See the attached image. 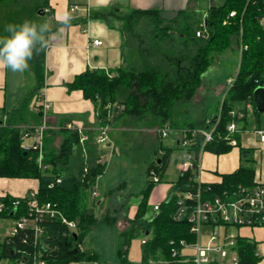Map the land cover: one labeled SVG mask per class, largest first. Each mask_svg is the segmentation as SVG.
Returning a JSON list of instances; mask_svg holds the SVG:
<instances>
[{"label": "trees", "instance_id": "obj_1", "mask_svg": "<svg viewBox=\"0 0 264 264\" xmlns=\"http://www.w3.org/2000/svg\"><path fill=\"white\" fill-rule=\"evenodd\" d=\"M41 7L37 6L38 14L43 13ZM109 11L115 19L124 23L120 24V30L127 49L128 55L125 56L128 58L129 68H120L114 74L100 70L86 71L68 84V90H80L83 97L92 102L97 121L101 124L115 122L124 116L142 118L150 114L159 118L164 125L170 123L173 108L193 99L217 55L231 51L237 58V70L232 85L229 88L226 86L225 95L214 115L176 128L182 131L181 136L189 138L201 136L199 133L193 135L195 131L211 130L214 127L213 140L205 150L216 155L229 152L231 147L223 138L227 125L236 121L237 113L242 112L245 129L246 103H250L255 115H258L253 91L264 86V30L260 25V20L264 17V0H225L219 6H211L202 19H198L195 12L186 11H179L170 19H165L157 10H133L126 13L114 9ZM101 16L104 18L107 15ZM197 31L206 33L207 37H196ZM30 61L40 88L44 78L43 53L36 52ZM213 118L218 119L213 122ZM233 136L236 146H239L240 133ZM73 141L77 143L78 138L70 136L63 142L60 154H51L49 159L44 157L48 169L41 172L35 163L36 153L22 149L19 128H0V179L37 181L38 185L34 190L36 199L40 203L55 204L66 220L75 224L73 230L57 220H47L42 224V234L36 249L48 264H87L98 260L96 253L85 252L80 247L86 235L97 224L96 217L87 208V193L83 191L87 183L80 184L68 168L67 171H62L65 169L63 163L66 156L74 146ZM191 141V150L196 158L199 138ZM45 143L44 140V151ZM162 151L161 157L147 167V176L151 169H155L161 179L167 166L169 149ZM251 154L250 150L240 149V157L244 161L250 162ZM95 172L91 173L96 174ZM190 175L178 177L170 192L182 190ZM57 179L60 182L57 183ZM94 180L91 178L89 187ZM256 185L264 184L255 181L253 168L242 165L234 172L222 175L219 183H202L203 187H210L213 195L238 186ZM153 187L148 180L134 214L137 221L132 230L142 229V239H145L141 243V264H149L151 261L175 263L170 253V242L176 245L180 240L192 242L194 235L190 233L188 223L173 220L172 214L176 208L173 198L161 202L157 212L152 211L150 219H143L148 212L147 197ZM15 200H20V206L12 218L26 213L25 194L14 196L6 191L0 193V204L4 205L0 218L11 217L9 213ZM132 236V232L121 235V242L116 250L119 264L129 263L126 247ZM11 240L9 243L3 240L0 244V259L14 264L15 255L12 251L15 248L31 250L30 253L35 250L31 230L22 231ZM232 250L238 257V264H256L259 261L255 254L256 244L248 238L238 235Z\"/></svg>", "mask_w": 264, "mask_h": 264}, {"label": "crops", "instance_id": "obj_2", "mask_svg": "<svg viewBox=\"0 0 264 264\" xmlns=\"http://www.w3.org/2000/svg\"><path fill=\"white\" fill-rule=\"evenodd\" d=\"M224 1L77 0L76 4L79 8L77 11L71 12L69 11L71 0H43L41 10L49 9L52 14L51 18L46 17L43 13L38 14L46 17L49 26V31L46 34L48 45L40 50L43 53V84L38 88L31 61L28 70L23 73H13L0 68V123L13 119L22 122L26 117L27 124L21 123L19 127L17 126L22 130L26 126L44 123L46 126L45 148L50 136H59L58 141L62 142L60 145L62 146L63 142L68 139L65 136L71 134V131L66 129L67 124L83 128V132H92L88 135L93 137L94 141L98 124L95 106L83 97L80 90H68L67 86L77 75L86 71L100 70L114 74L123 67L127 58L125 56V41L120 30V22L110 15L109 10L114 9L118 12L157 10L161 12L162 16L166 14L168 19L174 17L179 11L197 13L202 10L200 18L202 19L211 6H219ZM65 13L71 16L70 21L66 24L61 23V17ZM101 14L107 16L103 18ZM260 25L264 30V17L261 18ZM93 40L101 41L102 45L93 46L91 43ZM236 70V65H232L230 68L232 75L227 80L234 76ZM201 86L188 103L194 102L196 98H200V102L197 104L203 101L199 92ZM39 91L43 93V99L49 104V109L44 116L34 110ZM246 110V124L245 129L240 133L239 146L230 149V151L237 149L233 157L229 154L230 151L226 153V157H224L225 154L216 155L212 152L201 154L198 174L201 182L205 184L219 183L222 175L230 174L238 169L241 161L240 149L243 148L251 152L254 150L255 181L264 184V142L260 141V135L256 133L264 131V125L260 124L259 117L256 115L253 125L249 127L247 123L248 110L251 113H254V110L253 107ZM256 118H258V123ZM119 120L110 124H115ZM181 132H177L174 138L175 143ZM78 143L72 147L74 150L82 145V143L80 145ZM68 156L63 163V168H68L73 172V162ZM175 182H171V188ZM37 185L35 180L0 179V193L7 191L14 196H21L30 190H35ZM132 203L135 204L136 211L139 199L130 204ZM156 204L159 203H154L153 206ZM236 233L255 242V254L260 261L259 264H264V227L240 228Z\"/></svg>", "mask_w": 264, "mask_h": 264}, {"label": "rangeland", "instance_id": "obj_3", "mask_svg": "<svg viewBox=\"0 0 264 264\" xmlns=\"http://www.w3.org/2000/svg\"><path fill=\"white\" fill-rule=\"evenodd\" d=\"M42 1L0 0V36L7 35L4 32V27L9 23L20 24L25 20H29L37 24H48L46 17L39 16L38 11H36L37 6L41 5ZM202 12V10H199L196 13L198 19L201 18ZM164 18L168 19L169 17L164 14ZM119 24L124 23L120 22ZM125 54L128 55L127 49ZM236 62L237 58L231 51L217 55L213 65L205 73L201 89L199 90L203 101L197 104L200 102V98H196L194 102L180 104L173 108L169 119L170 123H166L172 127L163 125L159 118H154L150 114L142 118L124 116L115 124H101L97 121L96 134L101 127L106 126L108 129V140L105 143L96 145L93 137L88 135L89 133L92 134V132L84 131L86 140L82 145L77 142L80 146L75 148V150L71 148L68 157L73 162L74 167L73 172L70 170V173L74 175L80 184L83 182L87 183V187H83V191L87 193V208L97 219L96 226L86 235L80 246L83 251L94 252L98 255L96 262L87 264H119L116 250L121 242V235L131 232L133 236L126 247L127 261L129 262L128 264H141L142 229L132 230L136 226L135 222L137 219H134L135 204L130 203L142 198L141 192L149 180L146 169L150 163L161 157L163 149H169L167 166L161 175L160 183L154 185L147 197L148 212L143 216V219H150L153 204L160 203L167 197L172 189L170 186L171 182H175L178 179V167L182 162L183 156V151L176 146L174 140L178 132L176 128L214 115L218 104L221 103L225 95L227 78L232 75L230 68L232 65H236ZM128 64L129 61L126 58L122 69L127 70L129 68ZM118 99L120 100V98ZM255 116L254 113L248 110L247 123L249 127L253 125ZM257 116L260 124L264 125V112H259ZM25 119L26 117L22 122H19L20 120L18 119L5 120L0 123V128L6 126L19 127L21 123L27 124L28 119ZM162 127L167 134L163 138L160 135ZM19 130L22 132V128ZM70 136L79 138L81 135L71 131V134L65 136V138H70ZM58 137L50 136L48 138L47 151H44L45 158L49 159V156L54 153L60 154L62 142L58 141ZM77 143L73 141L74 146ZM236 150L232 149L229 154L233 157ZM203 152L207 154L211 151L204 150ZM226 156L227 154L225 153L224 157ZM253 156L254 150L249 155L250 162L241 158L239 164L254 169ZM98 160L101 163H97ZM60 165L58 166L59 168ZM85 169L86 171H84ZM62 171L67 170L63 169ZM91 172H95L98 176ZM91 178L95 180L93 185L89 187ZM93 192H97L98 195L93 196ZM11 221L9 218H0V244L11 227ZM206 231L207 233L203 229L201 235L202 246L206 245L210 236V230L207 229ZM224 231L225 229L221 227L220 233L223 234ZM228 231L230 233L237 232L234 228ZM159 262L163 261H151L149 264H160ZM259 262L257 261L256 264H259ZM8 263L7 260L0 259V264Z\"/></svg>", "mask_w": 264, "mask_h": 264}, {"label": "built area", "instance_id": "obj_4", "mask_svg": "<svg viewBox=\"0 0 264 264\" xmlns=\"http://www.w3.org/2000/svg\"><path fill=\"white\" fill-rule=\"evenodd\" d=\"M76 1L71 0L69 11L75 12L78 10L79 6L76 4ZM43 14L48 18L52 17L49 9H44ZM232 15L233 13L230 14V16ZM195 35L196 37H207L206 33L200 31H197ZM91 43L93 46L102 45V42L99 40H93ZM233 80V76L227 80V88L232 85ZM251 107L250 103L245 104L246 109ZM48 109L49 104L43 99V93L39 91L34 110L40 113L41 116H44ZM243 117L244 114L238 112L237 120L231 122L226 127V135L223 138L230 147H235L237 143L233 135L241 133L244 130ZM217 119L215 118V121ZM206 123L210 124L208 120ZM66 129L81 135L79 136L80 143L86 140L83 128L67 124ZM213 131L214 127L211 130L195 131L192 133L193 135L199 133L201 136H189V138L187 136L177 137L176 146L183 151L182 162L178 167V177L184 178L188 174L191 175L184 188L180 191L170 192L165 202L171 198L174 199L176 208L172 214V218L175 221H185L189 224V231L194 235V241L186 242L185 240H180L177 245L174 242H170V253L175 263L163 261L159 262L160 264H238V257L232 249L239 234L230 233L228 230L231 228L238 230L240 228L252 229L264 227V185L253 187L238 186L215 195L211 194L209 186H202L203 182H201L198 176L200 157L206 146L212 142ZM45 132L46 126L44 123L26 126L20 132L22 149L25 152L33 151L36 153L35 163L41 172H46L48 169V165L44 162ZM107 133V127H101L96 136H94L95 144L105 143L108 140ZM256 133L260 135V141L264 142V131H257ZM160 135L162 138L167 135L163 127L160 130ZM196 137L199 138V149L195 158L194 152L191 150L193 144L191 140ZM97 163H101V161L98 160ZM148 178L153 185H157L161 181L155 169H151L148 172ZM56 182H60V179H57ZM92 195L97 196L98 194L97 192H93ZM25 199L26 213L17 218H12V215L20 206V200H15L12 203L9 213V216H11L9 219L12 220L11 227L3 240L9 243L18 233L31 230L34 244L33 249L35 248V250L33 253H30L31 250L18 249V247L17 249L13 248L12 253L15 255L14 264H48L36 249L42 234V224L47 220H57L67 225L71 230L75 228V224L67 221L55 204L51 202L40 203L36 199V191L34 190L27 192ZM159 205L160 203L153 206L154 212H157ZM3 208L4 205L0 204V212L3 211ZM221 227L225 229L223 234L220 233ZM203 229L205 233H207V229L210 230V236L205 246L201 245ZM144 242L145 239H142L141 243ZM7 261L9 262L8 264H13L9 260ZM67 264L85 263L70 262Z\"/></svg>", "mask_w": 264, "mask_h": 264}, {"label": "clouds", "instance_id": "obj_5", "mask_svg": "<svg viewBox=\"0 0 264 264\" xmlns=\"http://www.w3.org/2000/svg\"><path fill=\"white\" fill-rule=\"evenodd\" d=\"M71 16L61 17V23H68ZM48 24H37L25 20L20 24L9 23L4 27L7 35L0 36V68L13 73H23L29 68L34 54L48 45L46 34Z\"/></svg>", "mask_w": 264, "mask_h": 264}, {"label": "water", "instance_id": "obj_6", "mask_svg": "<svg viewBox=\"0 0 264 264\" xmlns=\"http://www.w3.org/2000/svg\"><path fill=\"white\" fill-rule=\"evenodd\" d=\"M253 101L255 103L256 111L264 112V86H259L253 91ZM215 121V118H213Z\"/></svg>", "mask_w": 264, "mask_h": 264}]
</instances>
